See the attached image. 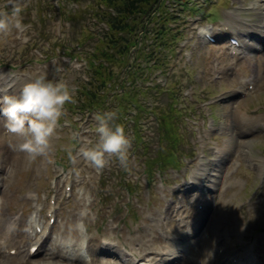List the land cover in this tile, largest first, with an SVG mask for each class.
Masks as SVG:
<instances>
[{"label":"rangeland","instance_id":"1","mask_svg":"<svg viewBox=\"0 0 264 264\" xmlns=\"http://www.w3.org/2000/svg\"><path fill=\"white\" fill-rule=\"evenodd\" d=\"M178 1L186 7L170 2L150 15L148 30L132 52L140 57L128 60L139 69L133 84L132 79L124 84L134 115L125 133L131 141L127 170L115 157L102 171L82 158L76 165L67 158L66 147L75 154L84 144L99 141L93 119L99 107L76 108L73 114L65 106L52 139L51 162L14 151L11 145L17 141L0 118V208L7 213L0 227L8 230L13 244L4 255L6 264L16 257L20 264H84L74 260L76 255L91 264V238L100 247L95 264H150L140 246L154 236L161 239L152 242L156 264L176 257L175 264H206L214 254L202 248L210 241L215 253L228 252L226 258L235 264L240 255L249 256V264H264V39L257 43L244 28V23L255 26L264 20V9L256 8L263 1ZM37 2L23 0V31L13 29L0 37V90L10 93L15 88L19 94L23 83L46 74L49 80L62 77L74 86L76 97L79 84L84 87L82 79H87L85 62L61 52L46 58L39 50L47 33L59 36L64 31L69 36L74 27L64 28L57 15L42 25L36 18ZM0 9L10 11L8 0H0ZM159 29L167 33V48L159 55L165 54L167 65L153 66L147 52ZM207 33L215 41L205 38ZM232 36L253 46H233ZM122 74L121 79L126 77ZM3 96L1 91L0 100ZM237 108L248 124L245 116L236 121ZM171 150L175 155L164 160ZM31 223L37 228H30ZM139 230L148 237L137 240ZM65 231L78 238L65 237ZM172 231L177 238L167 237ZM43 234L50 238L46 248L33 251ZM4 241L0 239V246ZM55 252L59 254L49 258Z\"/></svg>","mask_w":264,"mask_h":264},{"label":"clouds","instance_id":"2","mask_svg":"<svg viewBox=\"0 0 264 264\" xmlns=\"http://www.w3.org/2000/svg\"><path fill=\"white\" fill-rule=\"evenodd\" d=\"M10 11L0 9V37H7L13 29L23 31L21 13L23 0H8ZM59 68L56 72H60ZM76 88L69 86L64 79L49 80L46 74L39 75L23 83L18 95H5L0 104V118L4 129L15 138L14 151L24 153L29 159L43 157L51 162L53 152L52 139L56 134L61 118L65 116V106L75 104ZM115 113H97L94 131L99 141L94 146L84 144L73 153L72 147H66L67 158L72 165L83 159L97 171H102L115 157L126 170L129 164L130 139L125 135L122 125L110 126ZM78 139L76 135L73 140ZM76 227L84 226L78 222Z\"/></svg>","mask_w":264,"mask_h":264},{"label":"trees","instance_id":"3","mask_svg":"<svg viewBox=\"0 0 264 264\" xmlns=\"http://www.w3.org/2000/svg\"><path fill=\"white\" fill-rule=\"evenodd\" d=\"M97 2H102L107 7H113L114 12L98 9L97 18L106 22L108 30L97 34L98 39L94 42L93 51L89 53L94 52L92 55L97 57L100 62L98 65L91 64L96 78L86 86L84 107L94 108L95 105H99L101 109L113 107L116 114L115 118L110 121V126L114 128L116 125H122L126 133L127 126L134 115L131 114L133 105L131 104V94L125 91L124 83L129 79H132L133 83L139 69L137 63L130 65L128 60L131 57L135 59L140 57L133 56L132 50L138 45L140 34L144 30H148L149 21L147 19L151 14L155 15L156 11L162 9L167 0H97ZM98 7L96 4L95 11ZM43 16L45 15L43 14ZM166 35L167 33L160 29L154 35L152 45L149 47L151 51L147 52L149 60L155 59L153 66H162L166 63L165 57H159L161 50L167 48L162 43ZM81 44L82 42H80ZM74 50L77 49L74 48ZM105 62L109 63V66L105 65ZM124 66L126 68L122 71ZM122 73L126 76L124 79H121ZM113 87L114 89L116 87L124 89V92L107 93V90L110 92ZM138 106L141 107V105ZM164 156H174V152L171 150ZM163 164H165L164 161H160L161 173L164 170L161 167ZM151 169L152 167L149 168V173L152 174Z\"/></svg>","mask_w":264,"mask_h":264},{"label":"bare ground","instance_id":"4","mask_svg":"<svg viewBox=\"0 0 264 264\" xmlns=\"http://www.w3.org/2000/svg\"><path fill=\"white\" fill-rule=\"evenodd\" d=\"M262 1L263 2L260 3V5L257 6L256 8L264 9V0H262ZM244 24L246 25V27H244L245 28V32H249V37H256V38H258L259 41L257 43H259V44L262 45L261 42H263V39H264V20L263 21H260V23L256 24L255 26L252 25V24H249V23H244ZM240 44H242V43L240 42ZM244 44H245L244 47H246V48L249 47V46H253V45H250L249 42L248 43H245L244 42ZM255 48H259V47H255ZM11 82H14V80L11 81ZM22 82H24V81H22ZM1 91L5 95H18V93L15 91V88L11 89L10 90V93H6L4 89L3 90H0V93H1ZM0 107L2 108L3 106L0 105ZM243 116H245V113L243 114V111H241V110H239L237 108L236 109V115H235L236 121H242ZM245 118L247 120V123L246 124H248L249 121H248V119H247L246 116H245ZM167 216L169 217L170 220H172V218H173V214L172 213L167 212ZM2 219H5V220L7 219V213L2 208H0V220H2ZM139 231L142 234L139 237H137V240H141L143 238H147L148 237L147 233H145L144 230H142V231L139 230ZM64 235L67 238H69L70 236L78 238L76 236V234L74 232H72V231H70L69 233H67V231H65ZM34 236L37 237L38 235L35 234ZM34 236L28 237L26 240L22 241V245H21L20 248H25L31 241L34 240V238H33ZM176 236L177 235L172 231V232H168V236L167 237L170 238V239H175V238H177ZM182 236L183 235H181V237ZM9 237H10V233L8 232V230H5V229L2 230V228L0 227V239L1 238H4L5 239V241H4L5 245L4 246H0V256L3 255L2 257H0V264H6V260L3 259L5 257L4 255L8 254L7 251H6V249H12L13 248L12 247L13 244H12L11 239ZM49 240H50L49 236H47V235L44 236V234H43V235H41V237L38 238V241L36 243H34V245H37V250L38 249H45L46 248V245H47L46 242H48ZM154 240L161 241V239L159 238V236H154L152 238L147 239L144 243H141V246H140L141 251H146L147 252V253H145V256H143V257L150 264H156V262H157V260H155L153 257H151V254H150V253H153L154 252V251H152V242ZM214 240H217V238H214ZM214 243L215 242H212V241H210L209 243H207L202 248V252L203 253H206L208 255L209 254H214L212 260H214L215 263H219V264H235V263H233V261L230 260V257H227L226 258V256L228 255V252H226L225 254L223 253L221 255L219 253H217V252L215 253L214 252ZM87 245H88V251L90 253L91 260H92L91 261L92 262L91 264H95V261L97 260L99 248H100L99 247V244L95 241L94 238H91L89 240V243ZM217 250H219V248H217ZM24 251L25 250H23V249L20 250V251L18 250L17 251V254L23 253ZM5 252H6V254H5ZM30 253H31V249H28L27 255H29ZM176 253H177V251H173L172 254H176ZM58 254L59 253L55 252L54 255L53 254H50L48 256H49V258L52 259V258H54V256H56ZM68 258L70 259L71 256H69ZM74 260L75 261H81L84 264H89L87 261L85 262L79 255H76ZM212 260L210 262H212ZM242 260H246V262H243ZM12 261H13V264H20V259L18 257L13 258ZM176 261H178V257L175 258V261H172V259L169 258V259H166V261L164 262V264H175L174 262H176ZM249 261H251L249 256L245 259V258H243L240 255L239 264H249ZM22 262L23 261H21V263ZM210 262H207L206 264H211ZM250 264H254V263L253 262H250Z\"/></svg>","mask_w":264,"mask_h":264}]
</instances>
